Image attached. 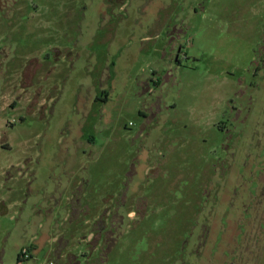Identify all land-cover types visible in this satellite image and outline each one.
<instances>
[{
    "label": "rangeland",
    "instance_id": "1",
    "mask_svg": "<svg viewBox=\"0 0 264 264\" xmlns=\"http://www.w3.org/2000/svg\"><path fill=\"white\" fill-rule=\"evenodd\" d=\"M4 1L0 264L22 250L19 264H93L105 226L104 264H193L181 243L204 224L201 264H235L253 158L233 175L243 185L231 208L213 174L238 136L233 110L264 113V0ZM173 48L180 63L164 56ZM256 240L249 264H264V232Z\"/></svg>",
    "mask_w": 264,
    "mask_h": 264
},
{
    "label": "flooded vegetation",
    "instance_id": "2",
    "mask_svg": "<svg viewBox=\"0 0 264 264\" xmlns=\"http://www.w3.org/2000/svg\"><path fill=\"white\" fill-rule=\"evenodd\" d=\"M9 0H5L3 5L5 7H8L9 9H12L14 4L17 2V0H12L13 5L10 6V3H8ZM10 6V7H9ZM263 50H264V43L262 44ZM180 51L181 49L173 48V51L170 52V55L165 54L166 58L168 57L170 61H174L176 63H180ZM170 72V71H168ZM158 76L160 75L157 73ZM161 76V75H160ZM164 79L159 77L155 82L156 84L161 85L163 83ZM161 99H157L154 102V105H152L151 109V118L155 115L153 112L154 108L159 107L158 104L160 103ZM159 109V108H158ZM238 113H236L233 110V113H231V116L229 117V122L232 123V125L235 128H239L238 136L235 138V136L232 134L230 135V139H227V142L229 145L226 147V156L225 158H221L219 161H217L218 167H215L214 176H216L217 180L214 183L216 185V188L218 189V193H221L223 189H232L231 195H230V201L227 202L226 206L228 205L229 208H231L234 204V197L238 195V189L240 186L243 185V181H241L240 175H238L235 178V181L233 180V175L235 174V171H239L241 168L243 169L245 166L246 168L249 166L248 160L250 158H253L252 162L253 167L252 170H247V172L250 173L251 177L250 180L252 183L256 182V185L254 186V194L252 196V203H249L248 200L251 196V192L249 191L247 196L248 200L244 201L245 198H242V201L240 204V207L238 210H241L243 214H249L250 220L244 221L243 216H241V219L234 225L235 227V235L232 236V247L234 248V256L235 258V264H249V262L256 261V259L260 256V244L256 237H262L263 236V226H264V212L262 211V207L264 204V113H261L257 119L254 118L253 121H249V116H242L240 118V112L238 109H236ZM237 123V125H236ZM240 126H239V125ZM245 135L248 136V149L246 150L244 148V153L247 154L246 158L247 161L242 160V151L240 149L241 142L244 140ZM255 144V145H253ZM252 147L250 148V146ZM253 147H257L258 149L256 152L259 154L256 155L254 153ZM250 148V149H249ZM228 151V152H227ZM250 152L252 154L250 155ZM256 158V160H254ZM238 159V166L237 169H235V162ZM213 176V177H214ZM71 202H78L80 203V200L73 198ZM81 204V203H80ZM79 204V205H80ZM222 208V213L220 214L222 217H225L228 222L231 224L229 215L232 211H227V208ZM251 206V207H250ZM250 207V209H249ZM213 214H216L219 210V204L218 202H215L212 204ZM75 212V210L73 211ZM132 215V213H131ZM117 219V218H116ZM227 222V221H226ZM116 224L114 220V225ZM244 225V230H240L239 226ZM106 227V226H105ZM100 229L98 232V241L99 239L104 238V241L102 242L101 250L98 252V256L92 260H94L93 264H104V249L108 245L110 238L112 236V229L110 230H104L106 228ZM203 230L201 231V234L198 236V239H195L193 243H190L188 238L182 241V251L183 254H185L187 257L193 256L194 261L193 264H201V254L200 250L202 246H204L203 240L207 238V234L209 233V227L208 225L204 224L202 225ZM243 228V227H242ZM226 232V228L221 229V234ZM242 232V233H241ZM223 237V236H222ZM197 238V237H196ZM236 238H241V244H238ZM227 247H229V243L226 242ZM192 246V247H191ZM191 247V248H190ZM188 250V251H187ZM187 253V254H186ZM91 260V261H92ZM102 260V262L100 261ZM91 261L87 262L90 263ZM200 261V263H199ZM209 264H214L210 262ZM221 264H229V262L222 261Z\"/></svg>",
    "mask_w": 264,
    "mask_h": 264
},
{
    "label": "trees",
    "instance_id": "3",
    "mask_svg": "<svg viewBox=\"0 0 264 264\" xmlns=\"http://www.w3.org/2000/svg\"><path fill=\"white\" fill-rule=\"evenodd\" d=\"M27 255V251L26 250H22V252L19 254V257H18V264L23 261L24 257Z\"/></svg>",
    "mask_w": 264,
    "mask_h": 264
}]
</instances>
